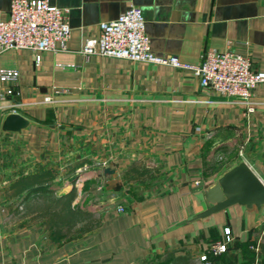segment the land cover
<instances>
[{"label": "crops", "instance_id": "1", "mask_svg": "<svg viewBox=\"0 0 264 264\" xmlns=\"http://www.w3.org/2000/svg\"><path fill=\"white\" fill-rule=\"evenodd\" d=\"M9 1L0 0V18ZM48 1L67 8L64 48L39 50L37 60L27 48L0 51V68L18 71L12 93L1 95L11 84L0 81V124L10 110L29 119L20 131L0 128V264H158L181 247L198 260L226 228L235 243L225 256L242 259L237 243L264 222V205L234 203L185 219L204 207L201 188L238 159L264 183V82L251 89L247 112L246 103L204 89L189 69L80 49L100 21L136 4L154 54L197 63L206 48H230L264 70V0ZM134 161L156 172L125 180ZM37 166L56 172V193L75 187L72 203L91 211L123 197L121 208L52 240L40 221L10 216L17 198L3 194L18 170ZM103 166L113 171L104 176Z\"/></svg>", "mask_w": 264, "mask_h": 264}, {"label": "built area", "instance_id": "2", "mask_svg": "<svg viewBox=\"0 0 264 264\" xmlns=\"http://www.w3.org/2000/svg\"><path fill=\"white\" fill-rule=\"evenodd\" d=\"M69 34L67 8L48 0H10L5 16L0 18V51L27 48L37 60L39 50L63 49ZM80 51L84 55L95 53L189 69L204 89L246 103L247 112L252 110L249 100L251 89L257 83L264 82V70L253 67L248 56L230 48H206L197 63L182 61L174 54H154L144 31L141 10L136 4L128 5L112 19L100 21L98 33L86 37ZM17 75L15 68H0V81L11 84L1 95L13 92ZM48 99L47 95L43 97V100ZM17 207L20 209L21 204ZM116 207L121 208L119 204ZM232 239V234L226 228L221 237L208 243L206 251L218 254L226 249V244ZM198 260L208 264L205 251L198 255Z\"/></svg>", "mask_w": 264, "mask_h": 264}, {"label": "trees", "instance_id": "3", "mask_svg": "<svg viewBox=\"0 0 264 264\" xmlns=\"http://www.w3.org/2000/svg\"><path fill=\"white\" fill-rule=\"evenodd\" d=\"M155 172L156 169L134 161L126 167L123 177L125 180L129 178L143 180L153 176ZM55 174L56 172L51 168L42 166L25 171L20 169L16 176L6 184L3 194L7 198L16 197L18 200L17 203L8 204L9 215L17 214L19 217L40 221L49 237L58 241L71 234L84 232L97 226L100 219L96 212L72 203L75 195L73 185L65 192L56 193L51 187ZM18 204H21L20 209L17 207ZM252 233L251 238L247 237L237 243L242 259L235 260L225 256V252L234 246L233 238L226 244V249L218 254H212L206 251V248L204 249L208 264H248L247 258L250 257L256 258V264H264V222L254 227ZM250 245L255 247H250ZM158 264L205 263L195 259L188 249L181 247L165 251Z\"/></svg>", "mask_w": 264, "mask_h": 264}, {"label": "water", "instance_id": "4", "mask_svg": "<svg viewBox=\"0 0 264 264\" xmlns=\"http://www.w3.org/2000/svg\"><path fill=\"white\" fill-rule=\"evenodd\" d=\"M29 123V119L17 111H7L3 114L0 128L2 130L20 131ZM113 171L108 166L101 168V174L107 175ZM204 207L185 221L197 219L210 213L224 209L231 204H239L246 209L259 210L264 205V183L243 160L238 159L216 175L207 185L201 188ZM123 197L100 202L91 211L98 212L112 208L122 202Z\"/></svg>", "mask_w": 264, "mask_h": 264}, {"label": "rangeland", "instance_id": "5", "mask_svg": "<svg viewBox=\"0 0 264 264\" xmlns=\"http://www.w3.org/2000/svg\"><path fill=\"white\" fill-rule=\"evenodd\" d=\"M10 216L19 217V216H17V214H12V215H10Z\"/></svg>", "mask_w": 264, "mask_h": 264}]
</instances>
